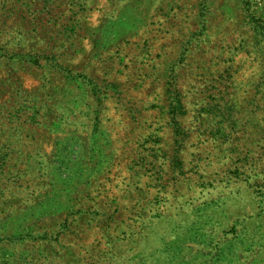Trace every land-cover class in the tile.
<instances>
[{"label": "rangeland", "instance_id": "rangeland-1", "mask_svg": "<svg viewBox=\"0 0 264 264\" xmlns=\"http://www.w3.org/2000/svg\"><path fill=\"white\" fill-rule=\"evenodd\" d=\"M52 1L30 46L101 96L1 61L0 264H264V0Z\"/></svg>", "mask_w": 264, "mask_h": 264}, {"label": "trees", "instance_id": "trees-1", "mask_svg": "<svg viewBox=\"0 0 264 264\" xmlns=\"http://www.w3.org/2000/svg\"><path fill=\"white\" fill-rule=\"evenodd\" d=\"M55 0L52 1V6L54 4ZM73 2V1H72ZM83 6V4L81 3V7ZM42 12V10H40ZM47 11H51L50 9H47ZM42 14V13H41ZM44 17V16H43ZM60 16L57 15L56 18H59ZM5 18H9V17H5ZM76 15L75 14H69L66 15L67 20H65L64 22L58 24L55 28L54 31H57L56 34H63V37L66 35L67 38L71 37L74 38V35H72L74 33V30L72 28H70V26L74 23L77 22V20L75 21ZM64 19V18H62ZM2 32V31H1ZM27 33L23 32L21 34V36L24 38L22 39V42L20 43L21 46H23V48L25 49V46H30V41L35 39H32L33 35H26ZM26 37H30V40L26 39ZM70 41V46H74V41ZM9 48H7V46H4L3 42H0V57H6L12 61L15 62H21L24 63L25 65L29 64L31 66H36L39 68H43L44 65L43 64V60H46L48 65H51L53 67L54 70H56L59 75L66 80L68 83L70 82H75V83H83L85 81H89V83H93L92 87H93V91L96 94V97H98V93L100 94L99 91V87L96 85V81L95 79L83 74V73H76V71L67 63H61L58 61V58L60 57L58 55V53L55 52H50L48 53L47 50H51L48 47H43V48H38V46H34L31 47L30 49L27 51H9ZM45 52H47L48 54H46ZM95 81V82H94ZM80 89V88H79ZM82 90V88L80 89ZM72 95V94H71ZM26 234V233H25Z\"/></svg>", "mask_w": 264, "mask_h": 264}, {"label": "crops", "instance_id": "crops-1", "mask_svg": "<svg viewBox=\"0 0 264 264\" xmlns=\"http://www.w3.org/2000/svg\"><path fill=\"white\" fill-rule=\"evenodd\" d=\"M7 1H9V2L15 1L16 3H19L18 4L19 6L16 7L15 9H10V3L7 4L4 15H6V17H9V18H14V19L18 18V22L20 21L21 23L25 24L24 27H20L18 30H15V31H9L11 29L14 30V25L9 26V28H6L7 34H10L14 39L16 37L15 34L21 35L23 32L27 33V35H31V33H36V34L37 33H44L45 27H44L43 22H42L43 16L41 15V11L38 8L40 0H7ZM15 5L16 4H13L12 6H15ZM24 7H26L25 10H24ZM38 19H39V21H38ZM48 32L53 33L52 30H50ZM13 39H11V40L9 39V41L7 39L3 42L4 46H7V48H9L8 49L9 51H17V50L18 51H20V50L27 51V49H24L23 47H21L20 44L17 47H15L13 45V43L11 44ZM14 43H15V41H14ZM113 45L115 46V49H117V47H118L117 43L106 45V43L95 42L93 45V51H92V52L95 51V54H93V56H95V58H98L99 56H101L102 52L106 53L108 50H112ZM37 46H38V48L44 47V45H39V44ZM74 46H72L71 49L75 48ZM106 46H108V47H106ZM92 52H91V56H92ZM108 58H110V55L108 56ZM0 59H1L0 63H1V61H4L5 64L8 63V64L12 65V63H11L12 60H10L6 57H0ZM104 81H106V80H104ZM94 95H96V94L93 93V96ZM98 96H101V93L100 94L98 93Z\"/></svg>", "mask_w": 264, "mask_h": 264}]
</instances>
